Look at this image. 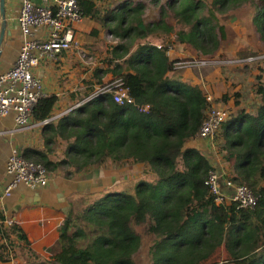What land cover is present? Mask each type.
Wrapping results in <instances>:
<instances>
[{
	"label": "trees",
	"instance_id": "16d2710c",
	"mask_svg": "<svg viewBox=\"0 0 264 264\" xmlns=\"http://www.w3.org/2000/svg\"><path fill=\"white\" fill-rule=\"evenodd\" d=\"M78 4L117 42L93 78L101 86L108 74L122 79L135 104L120 105L110 94L94 97L43 127L45 151L21 154L66 178L108 162L116 168L144 164L155 178L77 198L50 249L52 264H139L141 227L153 241L149 264H264V65L258 108L230 116L218 136L231 169L227 178L258 197L254 208L242 209L215 202L206 184L215 166L206 150L186 147L212 104L200 86L182 80L169 57L177 44L192 57L214 59L233 39L229 22L235 17L254 31L264 51V0H172L153 21L143 3L126 1L105 11L89 0ZM57 102L54 94L41 98L35 121L50 119ZM144 106L148 111L140 110ZM0 230L2 261H11L18 249L30 252L19 226ZM222 250L225 259L218 256Z\"/></svg>",
	"mask_w": 264,
	"mask_h": 264
},
{
	"label": "crops",
	"instance_id": "0c3cea01",
	"mask_svg": "<svg viewBox=\"0 0 264 264\" xmlns=\"http://www.w3.org/2000/svg\"><path fill=\"white\" fill-rule=\"evenodd\" d=\"M89 1L101 11L109 10L126 1L143 3L150 8L152 14L150 21H153L159 17V7L169 4L172 0ZM21 4L22 0H0V75L8 72L14 66L21 50L22 33L18 24ZM100 27L90 16L86 15L76 25V36L78 40L88 38L90 33H93L94 37H99L101 30L106 31ZM248 30L254 33L251 28ZM106 32L108 33V31ZM108 35L113 38L111 34L108 33ZM152 43L159 48L161 47L158 40H153ZM115 44L117 42L112 41L108 46L106 58L110 48ZM82 46L81 43L84 54H88ZM223 53L225 52L222 48L218 55ZM169 57L176 61L181 57L191 58L192 55L188 50L175 44L169 50ZM85 58L80 51L71 50L59 55L56 61L46 60L42 62L35 70L36 76L44 85L46 94H54L58 97L51 117L55 123L73 111V107L89 98L91 93L101 86L93 78L95 68L101 64L95 63L91 66V64H87ZM172 75L173 72L169 74V76ZM114 78L113 74H108L103 82H109ZM182 80L187 82L185 78ZM85 94H89V96L83 99L82 96ZM33 120L35 121V119ZM44 126L35 121L34 128L19 130L16 128V114L14 112L0 120V228L8 230L11 224L12 226L17 225L24 231L30 242L29 253L26 250L18 249L15 258L8 262L0 259V264H52L54 256L50 249L57 244L60 238L59 227L65 220L71 204L73 205L74 201L82 195L100 194L112 188L114 190L121 189L125 184L137 181L132 180L133 178L119 180L122 171L128 173L129 166L146 167L144 164H133L116 168L110 162L102 167H91L72 178H66L61 173L52 174L51 182L46 187L31 188L21 184L12 191L10 196H5V189L12 180V176L7 172L9 158L15 152L23 153L29 148L45 151L42 136ZM204 145V142L192 139L186 144V147L202 149ZM50 157L52 160L54 159L52 154ZM148 175L153 179L155 178L151 176L149 170ZM138 176L140 175L132 177L139 178ZM3 242L5 239L0 230V244Z\"/></svg>",
	"mask_w": 264,
	"mask_h": 264
},
{
	"label": "built area",
	"instance_id": "2783aa9c",
	"mask_svg": "<svg viewBox=\"0 0 264 264\" xmlns=\"http://www.w3.org/2000/svg\"><path fill=\"white\" fill-rule=\"evenodd\" d=\"M83 18L78 0H22L18 16L22 46L14 66L0 75V120L14 112L16 128L24 130L35 127L34 109L40 99L47 96L35 70L42 62L56 61L59 55L71 50H78L85 57L76 36V25ZM207 62L209 61H200L201 65H206ZM198 65V62H176L175 68L183 70ZM103 94H110L120 105L135 104L123 80L116 79L104 83L72 110ZM148 108L144 106L140 110L146 112ZM229 118L227 109L212 105L196 139L205 144L212 142L219 136L222 124ZM52 121L50 118L40 123L46 125ZM7 172L12 180L5 189V196H10L21 184L37 188L46 187L51 182V174L43 165L27 161L18 152L9 158ZM219 173L218 170L210 172L206 181L218 205L236 203L242 209L257 205L258 197L249 187L235 184Z\"/></svg>",
	"mask_w": 264,
	"mask_h": 264
},
{
	"label": "rangeland",
	"instance_id": "374dc122",
	"mask_svg": "<svg viewBox=\"0 0 264 264\" xmlns=\"http://www.w3.org/2000/svg\"><path fill=\"white\" fill-rule=\"evenodd\" d=\"M229 23L234 36L232 41L224 45L223 50L225 53L218 55L213 60L207 62L206 65H201V60L197 57H181L176 61L198 62V66L178 70L180 71L179 75L185 78L188 83L200 86L210 99L212 105L227 109L230 116L234 117L243 110L254 112L260 104V98L257 95V84L261 81L259 76L263 74L261 68L264 65V51L261 49L260 43L257 37H255L256 35L241 24L236 17L232 18ZM93 35V33H90L88 38H80L81 40H79L84 50L88 52V54H85V60L91 66L95 63L98 65L103 64L106 58L105 54L108 51L107 48L114 41L104 30L100 31L99 37H94ZM93 47L95 48L91 49ZM249 52H256L257 55L245 57V54ZM250 59L252 60L249 61ZM220 147L221 142L217 137L212 142L206 143L202 149L208 153L213 167L215 166V170H218L219 174L227 178L231 176V169L229 164L224 160ZM147 169V166H129L128 173H123L122 171L119 180H123L122 178H133L132 180L137 181H153L154 179L148 175ZM150 174L154 176V173L151 171ZM131 175H140L141 177L134 178ZM110 191L112 192L114 189L112 188ZM138 231L142 233L143 243L136 260L139 264H149V251L153 241L144 233L142 227L138 228ZM220 255L222 259L226 258L224 250L218 256ZM222 263L224 262L221 261L220 264Z\"/></svg>",
	"mask_w": 264,
	"mask_h": 264
}]
</instances>
